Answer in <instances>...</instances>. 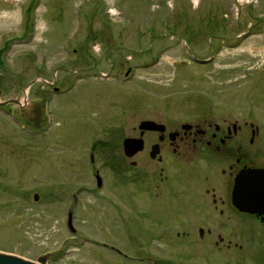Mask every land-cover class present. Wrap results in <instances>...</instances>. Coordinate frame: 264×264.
Instances as JSON below:
<instances>
[{
	"label": "rangeland",
	"instance_id": "rangeland-1",
	"mask_svg": "<svg viewBox=\"0 0 264 264\" xmlns=\"http://www.w3.org/2000/svg\"><path fill=\"white\" fill-rule=\"evenodd\" d=\"M200 105L264 126V0H0V250L148 264L115 144Z\"/></svg>",
	"mask_w": 264,
	"mask_h": 264
},
{
	"label": "flooded vegetation",
	"instance_id": "flooded-vegetation-1",
	"mask_svg": "<svg viewBox=\"0 0 264 264\" xmlns=\"http://www.w3.org/2000/svg\"><path fill=\"white\" fill-rule=\"evenodd\" d=\"M212 109L200 105L189 118L137 119L115 144L118 168H131L137 252L149 248L136 262L264 264V126L233 116L226 105ZM144 120L157 124L145 128ZM128 137L141 139L131 155L124 151ZM87 156L95 163L96 148ZM99 171L94 167L101 187ZM166 245L173 256L157 252Z\"/></svg>",
	"mask_w": 264,
	"mask_h": 264
},
{
	"label": "water",
	"instance_id": "water-1",
	"mask_svg": "<svg viewBox=\"0 0 264 264\" xmlns=\"http://www.w3.org/2000/svg\"><path fill=\"white\" fill-rule=\"evenodd\" d=\"M127 73L128 71L126 72V74ZM36 110H35V114L38 113ZM156 124L157 123L153 120H144L141 122L140 126L145 127V128L146 127L151 128L152 126H155ZM123 145H124V151L126 152V154L131 155L133 152L141 148V139L128 137L124 139ZM242 174H243V171L239 173V175H242ZM96 179H97V184L100 185L101 184L100 176H96ZM34 199H37V194H34ZM67 226L69 230L72 232L76 230L72 223V213L70 212L67 215ZM47 258H48V255L44 254V255L38 256L36 261H32L20 255L0 250V264H46Z\"/></svg>",
	"mask_w": 264,
	"mask_h": 264
}]
</instances>
